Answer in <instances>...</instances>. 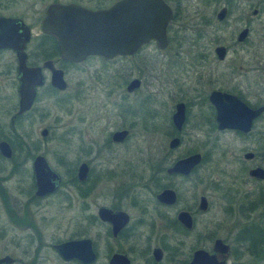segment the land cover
I'll use <instances>...</instances> for the list:
<instances>
[{
  "label": "flooded vegetation",
  "instance_id": "1",
  "mask_svg": "<svg viewBox=\"0 0 264 264\" xmlns=\"http://www.w3.org/2000/svg\"><path fill=\"white\" fill-rule=\"evenodd\" d=\"M118 1L121 0L114 2L108 0H0V4L12 5L9 9L12 12L0 13V86L8 85L11 94L15 96V104L7 116L6 129L15 130L18 123L33 110L35 102L42 95L54 97L65 93L67 85L63 68L66 65L81 68L89 60L94 59L96 63L103 66L120 65L113 67L111 74L120 75L121 80L116 85L123 91L118 93L119 101L116 105L111 99L106 103L107 106L112 107L111 114L115 117L113 119L115 130L107 133L101 144L92 142L96 153L93 156L94 159L99 157L98 153L113 144L125 145L129 138L128 129L134 126L147 134H158L162 142L164 141L163 147L166 144L167 149L162 147L157 151L159 154L157 158H142L143 160L140 159L137 163L120 158L116 166L110 169L100 168L98 171H93L92 166L86 162L69 163L66 155L62 153L59 156V164L63 171L60 173L49 165L44 155L36 154L38 145L33 147L34 143H30V146L22 144L17 147L14 136L13 142L5 135L3 136L1 127L4 128V126H1L3 121L0 120V143H5L10 152L9 157H4L0 153V165H9L6 180L13 178L19 182L18 177L24 176V180H27L29 184L26 189L15 187L9 190L2 186L3 180H0V219L3 218L6 226H0V237L1 232L7 229L10 240L16 246L20 241L25 242L26 249L20 253V256L28 261L26 264H45L47 256L42 254L46 246L44 240L51 239L44 235L43 213L50 201L57 199L63 217L60 224L62 226L60 237L54 239L56 244L51 245L56 264H189L196 251L212 255L216 240L228 247L225 261L227 264L232 252L235 255L234 258L237 256L236 251H233L224 240H256L254 235L258 231L264 232L260 222H257L259 219L264 222V176L259 178L251 174L255 169H261L264 172V155L258 157L256 152L257 147L264 146V128L263 126L259 128L258 125L264 117V103H258L257 100V90L259 91L257 87L261 79L254 77L251 82H247L249 78L245 75L250 71L240 62L229 64L227 73L231 77L226 78L225 67L227 66L223 64L229 53V47L223 45H215L212 48V59H209L210 54L204 48L205 53L198 51L196 55L190 54L189 62L179 63L175 60L177 50L169 58V53L164 54L172 42H177L176 32H179V35L180 33L192 34L206 27L214 33L225 29L229 16L228 8L225 6L219 7L212 16L197 17L195 13V23L189 25L188 22H183V19L187 17L185 11L189 9L187 5L185 7L181 0H162L171 12V18L165 29L166 44L163 48L157 47L155 42L150 40L132 54L108 59L92 55L78 63L62 59L57 40L41 30L46 11L51 6L74 5L94 12L106 10ZM18 5L27 6L19 12H16L17 10L14 12L13 8H18ZM9 6L6 7L9 8ZM222 8L226 10L225 17L218 21L216 15ZM196 25L201 27L197 29ZM242 29L234 37V46L243 45L248 38L249 31L243 42L236 41ZM194 45L198 47L195 43ZM148 47H153L156 55L165 58V62L158 60L153 62L156 66H151L152 62L147 61L143 55ZM217 47H223L225 50L222 60H217L215 56L214 49ZM21 58L24 60L26 69L38 70L42 84L34 88L35 97L30 109L16 115L20 84L18 64ZM51 69L62 73V79L65 82L63 91L51 87ZM119 69L121 73L118 72ZM129 69L135 72L134 77H125L124 71L130 72ZM183 69L187 72L185 71L184 77L180 79L177 76V70ZM192 70L194 72L191 76ZM226 80L230 83H226ZM132 82L135 83L134 87L129 90ZM154 83V91L142 92L143 96L140 97V91L143 88L150 89ZM2 88L3 86L0 92ZM42 89L44 92H40ZM213 92L233 96L251 111L258 108L263 110L250 121L247 131L220 129L214 106L210 102V95ZM109 96L111 94H108ZM88 97L86 93H76L74 95L76 105L82 108ZM1 100L0 95V104L3 102ZM141 100L146 101L147 114L131 115L129 109L135 106L136 101ZM65 104H67L65 99L56 100L54 103L58 108ZM45 130L47 136L48 131ZM121 132L125 133L124 137L119 141H113V135ZM219 136L221 138L230 136V142L223 141L224 143H236L242 146L241 161L245 163V167L238 165L240 170H237L233 177L228 178L229 185L221 184L220 186L222 192L220 211L223 222L216 228L225 227L227 236L220 239L210 231L196 232V244L189 247L184 256L183 240H177L176 237L191 235L197 225V218L209 211L210 203L207 197L195 194L196 189L193 188L201 184L206 187L205 189L209 188V179L204 178L206 180L204 183L201 172L210 163L209 148L216 144ZM173 140H176L177 144L171 148L170 143ZM182 143L190 146H187L189 150H186L182 156L170 160L162 154L164 149L166 152H173ZM21 147L30 151H20ZM90 149L91 146L85 145V148H80V152L88 154ZM197 149L207 150L198 152ZM193 155H198L199 160L186 174L176 171L168 172L176 163ZM36 157H42L49 169L59 178L56 189L50 193H40L41 191L36 187L33 171V162ZM259 158L261 161L253 164ZM27 164H29L28 167H26ZM82 167L85 175L84 179L80 180L78 174ZM187 182L191 188L185 187ZM108 185L113 186L109 188ZM215 186L219 189L218 184ZM165 192H169L171 198L163 201L161 196ZM104 197H107L105 204H98V199ZM259 208L261 210L258 213ZM249 230H251L249 235L252 236L245 235ZM67 243L75 244L66 246ZM56 245L61 247L60 253L54 249ZM237 245L242 249L240 243ZM88 254L91 260L85 263L84 260ZM238 254L240 255V252ZM3 257L10 258L12 260L10 264H23L20 263V258L15 260L13 257L3 255L0 259Z\"/></svg>",
  "mask_w": 264,
  "mask_h": 264
},
{
  "label": "rangeland",
  "instance_id": "2",
  "mask_svg": "<svg viewBox=\"0 0 264 264\" xmlns=\"http://www.w3.org/2000/svg\"><path fill=\"white\" fill-rule=\"evenodd\" d=\"M108 1L114 2L116 0ZM181 1L185 7L187 5L189 8L187 11H185L187 17L183 19L184 23L188 22L189 25H194L195 13L197 14V17L212 16L214 12L219 9V7L225 6L229 11V16L226 20V26L222 31L214 33L210 32L206 27L203 28L204 30L195 31L192 34L180 33L181 35H179V32H176L177 36L175 37V40L177 42H172V45L169 46L167 52L164 54L169 53V58L173 55V52L177 50V58L175 60H178L179 63H182L189 62L190 54L195 53L196 55L198 51L205 53L203 48L209 52V59H212V48L215 45L229 47V53L225 63L223 64V66H227L225 67L226 78L231 77V75L227 73L229 64L234 62L242 63V65L246 66L250 71L245 75L249 78L247 82H251V79L254 77L261 79V83L257 87L259 88V91L257 90V100L258 103H264V0ZM6 6H9V3L0 4L1 14L12 12L9 10L12 8V5H10L9 8ZM26 6L27 5H18V8H13V11L15 12V10H17L16 12H19ZM253 10L256 11L255 15H251ZM213 18L214 17H212V19ZM200 27L196 25L197 29ZM244 27L248 28L249 31L246 42L241 46H234V37L236 33ZM213 37L215 39H213ZM193 42L198 46L197 48ZM178 46L180 47L177 49ZM143 55L147 58V61L152 62L151 66H156V64H153V62L158 60L165 62V58H160L158 55H156L153 47H148L143 52ZM115 66L119 67L120 65H114L112 67L108 65L103 66L99 63H96L94 59L89 60V62L82 65L81 68L72 65H66L63 68L65 71V82L67 85L65 93L55 95L54 97L42 95L41 98L35 102L33 110L18 123L17 127L13 131H8V129H6V125L7 116L11 111L10 109L15 104V96L11 94L10 87L3 84L2 91L0 92L2 98L1 101H3L0 104V120L3 121L1 126H4V128L1 127V134L3 136L5 135V137H8L11 142H13L14 136L17 147H20L22 144L25 146H30V143H34L33 147L38 145L36 154L44 155L49 165L60 173L63 171L59 164V156L62 153L66 155V159L69 161V163H74L76 161L86 162L88 165L92 166L93 171H98L100 168L110 169L119 163L120 158H125L127 162L133 163L139 162L142 158H157V155H159L157 154V151L163 147L164 141L162 142V139L159 138L158 134H147L142 132L139 128H136V126L131 128L129 127V138L127 139V143L125 145L119 146L113 144L112 146H109L98 153L99 157L97 159H94L93 157L96 155L94 151V144H101L106 134L115 130L113 125V119H115V117L111 114L112 107H109L106 104L109 102V99H111L116 105V103L119 101L117 97L119 96L118 93L120 94L123 92L116 85L119 84L121 80L120 75H116V73L111 74L114 70L113 67ZM115 69L117 70V68ZM129 71L130 72L124 71L125 77H134L136 75L135 72H132L133 70L131 71V69H129ZM177 71L178 78L181 79L184 77L183 74L186 70L183 69L182 71ZM118 72L121 73V70L119 69ZM151 72L153 74L154 69L151 70ZM193 72L194 70H192L191 76L193 75ZM189 74L190 73L188 72V75ZM226 83L230 82L226 80ZM2 86H0V89ZM154 88L155 83L154 86L150 87V89L143 88L140 91V97L143 96L142 92H150L152 90L154 91ZM40 92H44V90L42 89ZM76 93H86L89 95L88 100L85 102V104L83 103L82 108H79L75 103L74 95ZM108 94H111V96L108 97ZM59 99L67 100V104L61 108L56 107L54 103ZM129 110L131 115H146V101H136L135 106ZM258 125L259 128L261 126L264 128V117L258 122ZM44 128L47 129L48 133L47 136L42 138L40 136V131ZM223 141L230 142V136H222V138L220 136L218 137L216 144L209 148L210 163L202 172L200 171L204 183L206 182L204 178L209 179V188L205 189L206 187L202 186V184L197 188H193L196 189L195 194H202L207 197L210 207L207 214L197 218V225L191 235L176 237L177 240H183V255L187 253L189 247L196 244V232L203 233L205 231H210L220 239H224L227 236L225 227L222 229L221 227H219V229L216 228L223 222L220 211V197L222 194L220 186L221 184L229 185L230 183L228 178L233 177L237 173V170H240L238 169V165L245 167V163L241 161L242 146L236 143H224ZM92 142H94V144ZM85 145L91 146L88 154L80 152V148H85ZM187 146L188 145L186 143H182L181 146L173 152H166L167 148L165 144L164 147L166 149L162 151V154H165V156L171 160L178 156H182L186 150H189ZM21 148L22 149H19L20 151H30V149L23 147ZM197 150L198 152H205L207 149ZM246 150L250 151L251 149ZM256 152L258 153V157L262 156V154L264 155V146L257 147ZM260 161L261 158H259L258 161H255L253 164H258ZM28 166L29 164L26 165V167ZM8 170L9 165H0V180H6L8 177ZM24 178V176L18 177L20 180L19 182H16L12 178L9 181L6 180L4 183H2V181L1 184L3 187H7L9 190H13L15 187L26 189L29 184L27 180H24ZM216 184L219 185V189L216 188ZM112 186L108 185L109 188ZM99 187L100 186H98V188ZM185 187L191 188L188 182L185 184ZM106 199L107 197L99 198L97 203L105 204ZM260 210L261 208L258 209V213ZM43 214L45 216L44 235L51 240H44L46 246L42 250V254L47 256V261L45 264H56L54 261V250L51 249V245L56 244V240L54 239L60 237V230L62 227L60 224L63 217V213H61L59 210L57 199L50 201ZM257 222H260L259 224L261 228L264 229V222H261L260 219ZM0 226L6 227L3 218L0 219ZM250 231L251 230L246 232L245 235L252 236L249 235ZM224 241L231 247L233 251H236L237 256V258H234L235 255L232 252V255H230L228 258L227 264H264L263 260H258L252 257L245 251L243 247L242 250L241 247L237 245V240ZM25 249L26 244L24 241H20L18 246H16L12 240H10L9 231L7 229L5 232H1L0 257L3 255H8L13 257L15 260L20 258V263L26 264L28 261L24 260L20 256V253ZM238 251L240 252V255L238 254Z\"/></svg>",
  "mask_w": 264,
  "mask_h": 264
},
{
  "label": "water",
  "instance_id": "3",
  "mask_svg": "<svg viewBox=\"0 0 264 264\" xmlns=\"http://www.w3.org/2000/svg\"><path fill=\"white\" fill-rule=\"evenodd\" d=\"M225 13V8L220 9L216 15L217 20H223ZM255 14L256 11L253 10L251 15ZM170 18L171 12L162 0H121L106 10L94 12L74 5L51 6L46 11V18L41 24V30L57 40L62 59L78 63L92 55L108 59L132 54L150 40H153L157 47L163 48L166 44L165 29ZM247 35L248 30L242 29L238 33L236 41L243 42ZM214 53L217 60H222L225 50L223 47H217L214 49ZM18 74L20 84L16 115L30 109L35 97L34 88L42 84L38 70L26 69L22 58L19 59ZM134 84V82L131 83L129 90L134 87ZM50 85L59 91L65 89V82L60 71L51 69ZM210 102L214 106L216 121L220 129L247 131L250 121L263 110V108H258L251 111L235 97L217 92L210 95ZM124 135V132L115 133L113 141H119ZM40 136H46L45 129L40 131ZM176 144V140H173L170 147H175ZM0 153L4 157L10 156L9 148L5 143H0ZM198 160V155L190 156L176 163L168 172L176 171L186 174ZM33 171L36 187L41 191L40 193H50L56 189L59 178L49 169L42 157L35 158ZM251 174L259 178L264 176L261 169H255ZM84 175L85 170L82 167L78 178L83 180ZM169 194V192L162 194L161 200L165 201L171 198V194ZM71 244L75 243H67L66 246ZM54 249L60 253L61 247L56 245ZM227 254L228 247L216 240L212 255L196 251L189 264H225ZM90 260L88 254L84 262L87 263ZM11 261L10 258L3 257L0 259V264H10Z\"/></svg>",
  "mask_w": 264,
  "mask_h": 264
},
{
  "label": "trees",
  "instance_id": "4",
  "mask_svg": "<svg viewBox=\"0 0 264 264\" xmlns=\"http://www.w3.org/2000/svg\"><path fill=\"white\" fill-rule=\"evenodd\" d=\"M256 240H237L252 257L264 261V232L256 233Z\"/></svg>",
  "mask_w": 264,
  "mask_h": 264
}]
</instances>
